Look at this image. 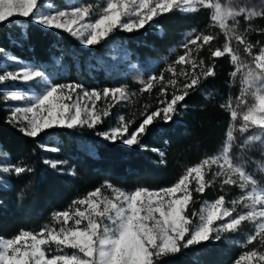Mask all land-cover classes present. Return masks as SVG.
Returning <instances> with one entry per match:
<instances>
[{
  "label": "snow or ice",
  "instance_id": "snow-or-ice-1",
  "mask_svg": "<svg viewBox=\"0 0 264 264\" xmlns=\"http://www.w3.org/2000/svg\"><path fill=\"white\" fill-rule=\"evenodd\" d=\"M201 8L211 10L209 28H218L225 37L222 48H208L209 60L227 55L234 66L230 76L235 79L240 75L241 87L235 105L231 97L221 105L231 117L221 150L187 167L169 187L126 191L106 182L102 187L109 189L111 196L96 188L74 200L69 209L53 212L52 225L36 232L22 229L13 237H0V264H168L165 258L210 239L220 240L222 233H236L243 222L253 224L255 230L235 243L247 248L259 241V248L244 251L234 264H264V251L260 250L264 249V186L246 171L245 163L234 162L232 156L234 145L247 149L259 142L264 146V46L253 53L260 42L253 44L247 39L252 26L249 24L241 32L238 19L251 21L264 17V8L236 7L232 0L227 4L221 0H104L103 6L99 2L78 3L61 9L54 0H0V26L5 23L15 26L16 18H30L44 28L68 32L85 46H95L117 30L131 33L150 25L160 15L173 11L194 13ZM256 31L264 33V29ZM21 35L30 39V34ZM216 35L193 29L182 45L183 55L159 75L139 81L140 93H150L160 85L163 98L159 100L161 106L150 113L145 105L141 113L144 118L134 130L130 128L135 121L120 116L116 127L97 135L113 143L119 140L126 146H134L141 143L157 118L172 121L178 112L177 105L202 80L215 76V64H206L203 58H198V53ZM233 41L244 46L250 60L242 59ZM11 64L17 67L11 68ZM177 65L181 66L179 70ZM165 72L170 76L166 78ZM9 81H20L26 87L16 88L8 85ZM29 89L36 91L29 95ZM132 95L135 94L129 93L126 85L98 91L87 90L77 82L57 83L39 66L21 62L18 56L0 46V101L23 102V105H8V123L29 137L35 138L53 127L95 128L110 114L113 104L108 103L109 99L127 101ZM101 99L107 106L98 108ZM236 133L250 134L238 142ZM160 156L164 153L160 152ZM7 157L8 153L0 150V160ZM63 163L55 161L51 166L56 168ZM31 171L26 165L10 161L0 167V173L16 176ZM217 180L221 190L226 185H236L243 194L230 201L220 195L213 201H204L199 210L192 209L196 202L194 194H203ZM6 186L0 182V187ZM238 205L246 211L237 212Z\"/></svg>",
  "mask_w": 264,
  "mask_h": 264
},
{
  "label": "trees",
  "instance_id": "trees-1",
  "mask_svg": "<svg viewBox=\"0 0 264 264\" xmlns=\"http://www.w3.org/2000/svg\"><path fill=\"white\" fill-rule=\"evenodd\" d=\"M97 2L103 6L104 0H54L60 8ZM260 8H264V0H261ZM210 12V9L201 8L194 13H166L138 31L117 30L95 46H85L68 32L44 28L30 18H16L15 26L8 23L0 26V46L21 61L39 66L57 83L77 82L87 90L98 91L126 85L128 92L135 95L127 101H119L120 108L113 114L134 120L130 131L143 120L141 113L145 111V105L150 113L161 106L159 100L163 98L160 85L150 93H140L142 85L139 81L159 75L168 64L183 55L182 45L193 29L197 33L211 31L217 34L216 39L198 53V58H203L206 64H215V76L202 80L185 101L177 105L178 112L172 121L157 118L139 145L126 146L119 140L113 143L97 135L110 128L113 118H104L91 129L86 126L53 127L35 138L29 137L8 123L7 103L0 101V150L8 153L6 159L0 160V167L10 161L32 169L19 176L0 173V182L7 185L0 187V237H13L22 229L36 232L45 225H52L53 212L69 209L74 200L96 188L107 191L102 187L106 182L126 191L138 187L150 190L169 187L178 181L187 167L221 150L231 121L230 113L221 105L226 104L229 97L235 105L241 85L239 74L235 79L230 76L234 66L229 56L209 60L208 48H222L225 42L218 28H209ZM238 19L241 32L249 24L252 26L247 39L253 44L260 42L253 49L255 54L259 46H264V33L256 31L264 29V17L251 21H245L243 17ZM22 32L30 34V39H24ZM233 47L238 49L242 59L250 60L243 45L233 41ZM130 63L135 66L132 71L128 69ZM180 67L177 65V70ZM168 76L170 73L165 72V77ZM180 82H183L182 77ZM7 84L20 89L26 87L20 81ZM168 98H171V89ZM249 134L236 133L238 142ZM49 148L58 151H49ZM160 152L164 153L163 157ZM232 156L234 162L245 163L246 171L264 185V146L259 142L247 149L234 145ZM55 161L65 163L53 168L51 163ZM237 193L236 185H226L221 190L220 184L215 183L203 194H194L196 202L191 207L199 210L203 200H213L220 195L227 199ZM234 234L222 233L220 240L210 239L165 259L168 264H234L244 251L259 248V241L247 248L239 246Z\"/></svg>",
  "mask_w": 264,
  "mask_h": 264
},
{
  "label": "rangeland",
  "instance_id": "rangeland-1",
  "mask_svg": "<svg viewBox=\"0 0 264 264\" xmlns=\"http://www.w3.org/2000/svg\"><path fill=\"white\" fill-rule=\"evenodd\" d=\"M221 2L222 3H225V4H227L228 3V0H221ZM260 3H261V0H232V4H233V6H236V7H239V6H242V5H244V6H255V7H259L260 6ZM71 6H69V8H70ZM61 9H65V8H61ZM21 62H23V63H26V64H29V62H25V61H21ZM31 64V63H30ZM15 67H17V65H15L13 68H15ZM129 68V71H132L133 69H134V64L133 63H130L129 64V66H128ZM16 88H18V87H16ZM20 89V88H19ZM36 90L35 89H29V91H28V94L29 95H31V94H33L34 92H35ZM108 103H111V104H113V107H111V109H110V114H109V116L108 117H106V119L107 118H113L112 120L114 121V123L110 126V128L109 129H111V128H114V127H116L117 126V124H118V121H119V117L121 116L120 114H113V113H116V109H118V108H120V103L119 102H116V101H112L111 99H109V101H108ZM8 105H23V102H16V101H8L7 102V104H6V107H7V109H8V115H10V111H9V107H8ZM107 105H106V103H105V101L103 100V99H101L100 101H98L97 102V107L98 108H103V107H106ZM108 129V130H109ZM107 130V131H108ZM218 153V152H217ZM211 176V173H209V177ZM206 178H208V177H206ZM216 183H219L220 184V180H217L216 181ZM172 186V185H171ZM261 186H264V185H261ZM238 187V186H237ZM135 190V189H134ZM155 190H158V189H155ZM94 191V190H93ZM102 194L103 195H108V196H111L112 195V193H111V191L108 189L107 191L106 190H102ZM243 193H242V191L239 189V187H238V193L236 194V195H234V196H232V197H229V198H227L226 199V201H230V200H232V199H237V198H239V196L240 195H242ZM218 198V197H217ZM216 199V198H215ZM215 199H213V200H215ZM213 200H209V201H213ZM204 201H208V200H203L202 202H201V204L204 202ZM201 204H200V206H199V208L201 207ZM230 206V205H229ZM242 211H246L245 209H243V206L242 205H238L237 206V212H242ZM234 215H235V213H234ZM71 223V222H70ZM254 225L253 224H251V223H249V222H243L242 223V225H241V227H240V229H239V231L238 232H236L234 235H233V237H235L236 236V239L237 240H239V241H243L244 240V238H245V235L244 234H251V233H253L254 232ZM53 247V249H54V245L52 246ZM262 251H264V249H261Z\"/></svg>",
  "mask_w": 264,
  "mask_h": 264
}]
</instances>
